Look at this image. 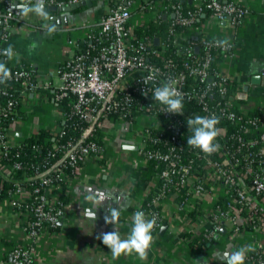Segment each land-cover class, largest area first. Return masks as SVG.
I'll return each mask as SVG.
<instances>
[{"label":"built area","instance_id":"obj_1","mask_svg":"<svg viewBox=\"0 0 264 264\" xmlns=\"http://www.w3.org/2000/svg\"><path fill=\"white\" fill-rule=\"evenodd\" d=\"M3 1L6 5H10L13 0ZM23 1L34 5L37 3V0ZM74 1L67 0V3ZM182 1L184 0L147 1L139 5L138 9L140 12L152 11L154 17L164 15V19L169 21L167 35L173 39L183 38L182 33L175 32L173 26L189 27L197 16L206 11H209L216 20L231 23L237 22L243 14V9L239 6L220 0H190L193 4L192 9L184 11ZM43 4L59 7L63 2L43 0ZM129 5L130 1L124 0L107 9L96 24V29L88 33L77 45L73 55L55 67L56 86H53L48 79H36L31 69L24 68L11 70V79L0 84V96L4 98L3 103L0 102V118L9 117L7 125L3 128L0 126V153L3 156L10 146L19 144L22 137L32 136L40 128L46 130L54 128L55 124L40 126L32 119L26 124L23 123L29 111L34 108V104L39 105L48 101L54 105L57 116L55 123L59 120L62 122L57 138H61L66 132V127H69L63 125L65 120L74 118L75 122L71 123L70 127H77L80 130L75 140L67 139L61 144L52 146V149L59 154L55 163L42 165L40 168L35 167L32 174L23 178L24 183L13 184V189L7 192L6 197L10 207L21 212L25 217L28 214L32 216L26 227V233L30 238L40 234L46 227L57 224L63 214V206L57 199H50L48 189L53 178L47 174L56 171L54 175L56 179H66L59 166H68L70 173L75 175L80 162L85 157L98 156L103 152L102 146L93 140H86L85 136L95 128L99 129L102 120L110 119L112 116L121 120L131 117L134 118L133 121H128L131 123L143 119L136 128L140 155L145 160H154L162 165L157 175L158 189L149 203L151 209L148 212V219L155 217L157 220L154 229L161 224L158 205L166 194L172 193L182 197L178 199V204L183 206L189 196L207 193L208 187L212 184L219 187L221 194L224 188H232L231 198L225 209L219 210L215 206L216 202L211 207L207 220L212 230L218 231L226 224L235 231L238 228V219L241 220V224L247 225L252 230H258L264 218V174L253 171L249 166L236 173L233 169L236 163L227 165L225 160L220 162L211 160L202 152L205 162L201 171L198 173L191 171L192 160H185L181 155L183 141L180 137L182 134L180 117L164 112L165 106L152 98L155 88L167 81H173L184 99L194 100L198 104L201 116L215 115L218 119L240 121L241 117L233 110H229L234 97L223 102L212 100L213 88L217 95L223 96L229 82L228 77L222 72L215 74L217 75L215 80H211L207 73L211 51L222 50L215 44L219 39L200 38L202 54L199 57L187 58L180 68H177L170 59L160 58V63L149 62L148 56L159 57V54L153 47V40L147 37L138 40L133 35L129 25ZM18 13L19 11L15 9L8 10L1 16L2 30H7ZM3 36L4 33L1 38ZM191 49V46H187L183 48V52L190 55ZM189 78H196L198 84L190 82ZM46 90H49L53 96L50 99L46 96L37 99L38 94ZM69 95L73 98L68 105V111H60L56 107L57 102ZM17 108L22 110L24 118L18 115ZM160 118L163 122L159 121ZM76 120L86 126L78 125ZM217 127L220 129L217 139H220L225 135V128ZM151 133L154 135L151 136ZM260 138L264 139V133H261ZM146 143L154 147L145 148ZM32 148L35 149L36 146L32 145ZM223 149L225 150V147ZM225 153L227 154L226 150ZM259 153L264 154V151L261 150ZM216 154L217 157L222 156L221 151ZM20 166L18 162L10 166L0 163V174L8 176L10 170ZM246 178L248 183L240 184ZM70 179H66L67 183ZM242 212L244 215L240 216ZM9 257L10 264H30V247L15 245L11 248ZM246 261L248 264H264V255L260 250L255 249L247 253Z\"/></svg>","mask_w":264,"mask_h":264},{"label":"crops","instance_id":"obj_2","mask_svg":"<svg viewBox=\"0 0 264 264\" xmlns=\"http://www.w3.org/2000/svg\"><path fill=\"white\" fill-rule=\"evenodd\" d=\"M14 1L20 4L19 0L12 3ZM59 1L63 2L59 7L67 4V0ZM121 1L124 0H93L90 6L80 5L73 10L44 11L46 17L16 8L18 16L4 31L1 16L10 10L12 3L6 5L0 0V48L3 51L11 45L15 55L11 60L6 56L7 60L26 64L36 79H48L56 86L53 84L55 67L69 59L86 35L96 29L99 19L112 5L110 3ZM129 1L132 29L149 17L136 13L139 0ZM220 1L234 3L243 9L237 22L216 20L203 13L202 20L187 27L182 36H190L192 40L203 37L229 40L231 46L219 63V70L239 87L233 98L239 102L238 109L243 112L260 110L264 125V0ZM239 94L244 97L237 98ZM40 95L37 99L45 96ZM40 104H34L28 114L37 110L43 113ZM54 116L55 108L45 124H55ZM31 119L36 125L44 124L39 116L34 115ZM142 122L143 119L131 123L117 118L101 121L98 129L103 149L100 160L94 156L85 157L67 183L63 214L56 231L30 238L22 226L25 215L12 209L6 198L0 199V264H10L9 252L15 245L30 247V264H226L225 253L249 244L264 255V218L258 230L239 224L233 231L225 224L202 243L189 244L187 233L196 237L209 227L207 218L221 194L219 187L211 184L207 193L189 196L183 206H179L172 193L161 199L158 208L161 224L165 223L166 227L161 233L158 231L160 226L153 230V242L145 260L135 254L113 259L110 250L97 237L115 227L121 238H126L134 213L141 211L143 201L159 185V177L155 172H149L147 162L137 150L136 128ZM60 193L61 188L54 186L49 190V197L55 200ZM112 208L120 210L115 225L106 224L104 220ZM147 208L145 215L148 218L151 209L148 204ZM191 210L198 211L192 221L186 217ZM237 221L240 223L241 220Z\"/></svg>","mask_w":264,"mask_h":264},{"label":"trees","instance_id":"obj_3","mask_svg":"<svg viewBox=\"0 0 264 264\" xmlns=\"http://www.w3.org/2000/svg\"><path fill=\"white\" fill-rule=\"evenodd\" d=\"M139 5H143L147 1H153V0H139ZM180 0H171V2H175ZM111 6L115 5L113 2H111ZM117 4V3H116ZM138 5V6H139ZM181 5L183 7V10H190L193 7L192 3H188L186 0L181 2ZM139 10V9H138ZM205 16L210 15L209 11L204 12ZM201 17L197 16L196 19L193 21L191 26L196 25L200 20ZM168 20L164 19L162 16L159 17H152L151 19L146 20L144 23L140 25H136L132 28L133 35L138 39L142 40L145 37L149 38L150 40H153L154 38L157 39V43L154 44L153 47L158 52L159 57L154 56H148L149 62H155L160 63L162 58L163 60L170 59L171 62H173L177 68H180L182 66V62L186 60L187 58H190L192 56L199 57L202 54L201 46L199 45L200 39L192 40L190 36L185 38H177L173 39L167 35V26H168ZM175 32L184 33L186 28L185 26H173ZM218 39V38H215ZM191 46V52L190 55L185 54L183 52V48ZM194 46H197V52H194L193 48ZM229 52V47L226 50H220V49H213L211 51V58L209 61V66L207 69L208 77L211 78V80H215L217 78V72H220L219 70V63L222 60V58ZM3 51L0 48V63L4 62L6 63L7 67H9L11 70L15 68H24V69H30L29 66L23 63H17L12 62L6 59V56L2 54ZM190 82H193L194 84H198V81L196 78L188 79ZM7 86V85H3ZM212 91V100H218V101H227L230 97H234L235 94L239 90V87L234 84L231 80H229L228 84L226 85V91L221 95H217L215 88ZM39 94H44L47 98H51L53 94L49 91H41ZM72 96L69 95L68 97H65L61 99L59 102H57L56 107L60 111L67 112L69 109V103L72 100ZM4 98L0 96V102L3 103ZM237 100V99H236ZM184 114L178 115L182 121V134L180 135L183 143H182V153L181 155L185 160L191 159L193 164L191 166V171L198 173V171H201L202 165L204 164L205 160L203 158V154H201L200 151L193 149L189 146H187V139L189 136L192 135L191 131L188 130L187 126V119L189 117H195L197 115L201 116V111L199 109L198 104L194 100H186L184 99ZM229 110H233L236 114H238L241 119L240 121L236 120H229L225 118H219V124L217 126H223L225 128V135L224 137L217 139V143L220 145L219 151L222 152L221 157H217V154L214 153L212 155H206L208 159L216 160L218 162L225 160L227 165H232V163H236L233 167L236 173L240 172V169L243 171L247 166H249L253 171L264 174V154L259 153V151H264V139L260 138L261 133H264V125L261 123L260 117H261V111L258 109H253L247 112L240 111L235 105H231L229 107ZM18 115L21 118H24V113L21 109L17 108ZM111 118L116 119L117 117L112 116ZM134 118L126 119L127 121H133ZM9 121V117L7 118H0V126L3 128L7 125V122ZM160 122H163V119H159ZM74 118H71L70 120H65L63 125L69 126L66 127V132L61 138H57V132L60 130L62 126L61 120L57 121L55 123L54 128L52 130H46L44 128H40L37 130V132L29 137H22L19 142V144H15L13 146H10L5 154L3 156L2 153H0V163L4 164V166H10L14 162L20 163V167L17 169L10 170V174L7 176H4L3 174H0V199H4L7 197V192L13 189V184L18 183L22 184L24 183L23 178L32 174V170L35 169V167L40 168L42 165L48 166L53 163H55L56 159L58 158L59 154L56 153L52 146L58 145L63 143L67 139L75 140L77 135L79 134L80 130L79 128L70 127L71 123H74ZM78 125H82V127H85L86 125L78 122L76 120ZM5 130V129H4ZM154 135V133H151V136ZM86 140H93L95 143L101 144V137L98 129L96 128L90 132V134H87L85 136ZM32 145H35L36 148H32ZM145 148H152L154 146L148 145L146 143L144 145ZM225 147V150L227 154L225 153V150L223 149ZM138 150V148H137ZM55 152V153H54ZM51 153H53L51 155ZM139 153V150H138ZM140 154V153H139ZM102 153L98 156H94L95 158L100 160V156ZM141 156V155H140ZM205 156V154H204ZM142 157V156H141ZM145 160V159H144ZM148 165L149 172L153 171L158 175L160 169L162 168L161 163H157L154 160H145ZM82 162H80L81 164ZM79 164V166H80ZM59 166V165H58ZM57 166V167H58ZM78 166V167H79ZM60 170L64 173L66 179L72 178L74 174L70 173L68 166H59ZM56 171L52 172L50 171L47 175H51L52 184L49 186V189H52L54 186H59L61 188V193L58 196L57 200L58 202L64 206L65 200H66V192H67V180L64 178L63 180H58L54 177ZM248 178L243 179L240 184H247ZM226 190V192H225ZM230 194H232V188H224V192L218 196L215 206L219 210L225 209L226 204L228 203L230 197ZM154 196L153 194H149L146 199L143 201L141 205V211L144 213H147V204L149 205L151 198ZM178 200L182 197L175 196ZM9 204V202H8ZM10 206V205H9ZM149 212V211H148ZM197 210H191L186 214V217H188V220L192 221L195 217V214L197 213ZM244 212L240 214V216H243ZM32 219V216L28 214L27 217L22 221V226L26 231L27 223ZM238 223V222H237ZM241 223H238L239 225ZM57 230V224H54V226H48L44 230H42L40 233L44 232H54ZM217 231H213L212 227L209 226L206 230L199 233L196 237H191L189 233L186 234V238L189 239V244L191 243H202V241L207 240L206 237L210 233H216ZM213 235V234H211Z\"/></svg>","mask_w":264,"mask_h":264},{"label":"clouds","instance_id":"obj_4","mask_svg":"<svg viewBox=\"0 0 264 264\" xmlns=\"http://www.w3.org/2000/svg\"><path fill=\"white\" fill-rule=\"evenodd\" d=\"M17 7L24 13L35 11L37 14L46 17L43 10V0H37L33 7H29L24 3ZM215 44L222 50H226L231 46L227 38L217 40ZM2 54L7 56L9 60L13 59L15 55L11 45L4 49ZM11 76V69L7 67L6 63H0V84L9 81ZM151 78L149 77V79ZM152 98L155 102L165 106L164 112L174 115L184 114V97L173 81H167L155 88ZM219 122L215 115L189 117L187 126L192 135L187 139V146L198 149L209 156L218 152L220 145L215 141L220 135V129L217 127ZM119 215L120 210L112 208L110 214L104 217L105 223L115 225L118 222ZM156 224L155 217L148 219L143 211H136L132 217L131 231L126 238H121L119 231L114 227L113 231L101 233L97 239H100L103 245L110 250L113 259H119L122 255L135 254L140 260H145L153 242L152 233ZM254 250V247L249 244L230 253H225L226 264H245L247 253Z\"/></svg>","mask_w":264,"mask_h":264},{"label":"water","instance_id":"obj_5","mask_svg":"<svg viewBox=\"0 0 264 264\" xmlns=\"http://www.w3.org/2000/svg\"><path fill=\"white\" fill-rule=\"evenodd\" d=\"M91 1H93V0H77L75 2L67 3L66 5L61 6V7H56L55 5H51V4H43V10L44 11H56V12H58V11H68V10L75 9L76 7H78L80 5L90 6ZM19 2H20V4L21 3L27 4L29 7H33L34 6V4H28V3L24 2L23 0H19ZM187 2H190V0H187ZM17 6H18V4L14 1L12 3L11 7H10V10L18 8ZM171 16H172V14L170 15V17ZM202 16H203V14L200 15V17H202ZM162 17L164 18L165 16L163 15ZM0 34H1V30H0ZM153 42H154V44H156L157 43V39L154 38ZM197 49H198L197 46H194V48H193L194 52H197ZM244 90H245V88H242V91H244ZM243 97H244V94H239L237 96V98H243ZM17 135H19V134H17ZM165 227H166V224L162 223L160 225V227H159V230H158L159 233H161L165 229Z\"/></svg>","mask_w":264,"mask_h":264},{"label":"rangeland","instance_id":"obj_6","mask_svg":"<svg viewBox=\"0 0 264 264\" xmlns=\"http://www.w3.org/2000/svg\"><path fill=\"white\" fill-rule=\"evenodd\" d=\"M136 13L143 15L145 18H148V17L151 18L152 14H153L152 11L140 12L139 10ZM53 84L57 85V81L55 79H53ZM232 104L237 106V108H239V102L238 101L234 100V101H232ZM40 107H41L40 109L44 110L43 113L41 111H39V110L34 111V112L30 113V115L27 116L23 120V123L26 124V123L30 122L32 116L35 115V116H39L41 121L45 124L46 120L48 118H50V114H51V111L53 110L54 106H53L52 103H50L48 101H44V102H41ZM56 119H57V116H54V120H56Z\"/></svg>","mask_w":264,"mask_h":264}]
</instances>
